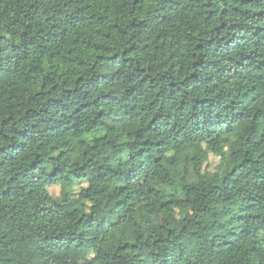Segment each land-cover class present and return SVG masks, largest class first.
Instances as JSON below:
<instances>
[{"label": "trees", "instance_id": "trees-1", "mask_svg": "<svg viewBox=\"0 0 264 264\" xmlns=\"http://www.w3.org/2000/svg\"><path fill=\"white\" fill-rule=\"evenodd\" d=\"M0 264H264V0H0Z\"/></svg>", "mask_w": 264, "mask_h": 264}, {"label": "rangeland", "instance_id": "rangeland-1", "mask_svg": "<svg viewBox=\"0 0 264 264\" xmlns=\"http://www.w3.org/2000/svg\"><path fill=\"white\" fill-rule=\"evenodd\" d=\"M212 162H211V166H214L217 162H218V158H215V157H212ZM31 191V188H27L26 189V193H29ZM51 192L54 194V195H58L59 192H60V189L58 186H55V187H51Z\"/></svg>", "mask_w": 264, "mask_h": 264}]
</instances>
